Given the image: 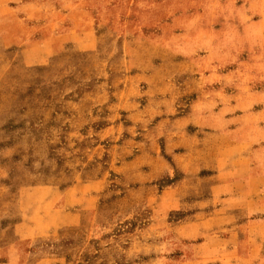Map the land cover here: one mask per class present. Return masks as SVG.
<instances>
[{
    "label": "rangeland",
    "instance_id": "374dc122",
    "mask_svg": "<svg viewBox=\"0 0 264 264\" xmlns=\"http://www.w3.org/2000/svg\"><path fill=\"white\" fill-rule=\"evenodd\" d=\"M3 25L10 36L0 41V264H214L198 250L204 238L184 236L182 213L157 208L156 189L153 205L126 209L125 188L108 171L107 157L88 165L108 161L107 183L116 193L92 202L78 224L44 231L31 222L40 225L35 235L19 228V194L52 179L65 185L66 170L81 157L73 150L96 146L90 134L111 123L108 102L91 111V97L99 90L111 95L118 79L138 73L143 61L159 67L170 55L195 59L201 68L177 83L213 77L181 103L203 94L229 105L221 114L233 118L235 139L255 152L253 167H264V0H0ZM86 117L98 120L82 125ZM34 150L46 162L35 160ZM32 162L39 169L34 177L24 172ZM176 178L156 181L157 189Z\"/></svg>",
    "mask_w": 264,
    "mask_h": 264
},
{
    "label": "crops",
    "instance_id": "0c3cea01",
    "mask_svg": "<svg viewBox=\"0 0 264 264\" xmlns=\"http://www.w3.org/2000/svg\"><path fill=\"white\" fill-rule=\"evenodd\" d=\"M9 31L7 26H0V41L9 39ZM131 53L128 47L125 56ZM143 62L138 73L118 79L111 95L99 90L97 97H91L94 102H87L91 111L108 102L107 120L111 123L90 134L96 146L73 150L81 157L66 170L65 185L61 179L57 183L52 179L20 192L23 214L19 228L32 230L35 235L40 225L45 231L78 224L80 213L89 210L92 202L101 204L116 193L108 187V161L103 167L91 169L88 165L90 160L107 157L108 171L125 188L121 202L126 209L153 205L156 189L157 208L163 215L182 213L177 223L184 236L204 238L198 247L201 255H209L212 262L217 260L214 264H264V255L258 256L264 246V167H253L251 153L255 152L245 141L235 139V130L229 128L233 118L221 114L229 105L220 107L214 98L203 99V94L181 103L185 96L201 91L212 74L187 77L180 84L176 82L178 76L201 72L197 60L181 61L170 55L159 67ZM127 63L125 70H131L134 65L131 60ZM122 82L124 86H119ZM141 82L147 83L142 90L138 87ZM72 106L80 107L79 103ZM95 120L86 117L81 124ZM72 136L83 138L76 131ZM33 155L35 160L46 162L45 153L39 158L36 151ZM72 157L76 158L74 154ZM35 163L26 165L24 172L33 177L38 174ZM175 175V180L157 189L156 181ZM245 224L258 229L247 230ZM248 254L257 255L251 258Z\"/></svg>",
    "mask_w": 264,
    "mask_h": 264
}]
</instances>
